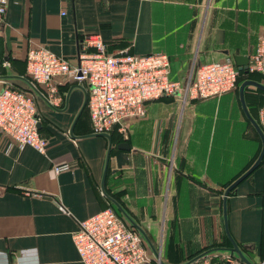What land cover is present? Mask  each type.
<instances>
[{"label": "crops", "instance_id": "0c3cea01", "mask_svg": "<svg viewBox=\"0 0 264 264\" xmlns=\"http://www.w3.org/2000/svg\"><path fill=\"white\" fill-rule=\"evenodd\" d=\"M263 25L264 0H7L0 73L23 78L26 53L35 47L74 66L83 37L98 35L108 51L165 54L169 79L184 88L199 65L248 61ZM2 81L28 86L18 78ZM260 82L264 86V78ZM238 87L217 99L182 101L179 93L147 103L126 139L108 134L102 189L108 143L92 134L87 110L80 113L82 89L58 81V107L34 95L45 153L20 148L0 133V264H82L72 235L103 210L123 218L115 204L142 230L148 254L162 264L229 252L223 193L260 151ZM259 96L253 87L243 90L256 124ZM120 144L128 150L118 149ZM61 165L69 169L56 173ZM224 210L228 234L243 258L261 264L264 156L227 194Z\"/></svg>", "mask_w": 264, "mask_h": 264}, {"label": "built area", "instance_id": "2783aa9c", "mask_svg": "<svg viewBox=\"0 0 264 264\" xmlns=\"http://www.w3.org/2000/svg\"><path fill=\"white\" fill-rule=\"evenodd\" d=\"M7 0H0V27ZM23 77L30 92H22L0 80V133L18 147L45 153L47 141L38 132L39 118L34 97L38 95L58 107V81L83 87L87 92L86 110L92 134L113 130L123 139L129 125L145 115L146 104L162 97L182 94V101L217 99L236 89L237 68L228 60L199 65L193 80L184 88L169 79V61L163 53L133 55L127 50L108 51L98 35L81 40L77 63L73 66L43 47L29 48ZM3 67H7L5 62ZM264 77V25L245 70ZM0 73V78H1ZM257 125L264 135V104L257 111ZM67 165L55 172L68 170ZM82 264H152L142 237L123 218L103 210L84 222L72 235ZM188 264H242L230 252L208 254ZM264 264V261L261 263Z\"/></svg>", "mask_w": 264, "mask_h": 264}, {"label": "water", "instance_id": "95a60500", "mask_svg": "<svg viewBox=\"0 0 264 264\" xmlns=\"http://www.w3.org/2000/svg\"><path fill=\"white\" fill-rule=\"evenodd\" d=\"M247 64H248V61L246 58H243V57H236L235 58V65H236V68L238 71H244L246 70V67H247ZM5 78H18V79H22L24 82H26V80L24 78H20V77H5V76H1L0 80L2 79H5ZM27 83V82H26ZM80 89H82V91L84 92V95H85V99H84V103H83V106H82V109L80 111V113L82 112V110L85 109L86 107V101H87V92L86 90L83 88V87H80V86H76ZM245 87H253L261 92L264 93V86L263 85H260L258 83H255V82H252V81H244L242 82L239 87H238V96H239V101H240V105H241V108H242V111L246 117V119L250 122V124L252 125L255 133L257 134L259 140H260V151H259V154L256 158V160L254 161V163L251 165V167L243 174L241 175L236 181H234L231 185H229L224 193H223V204H222V219H223V227H224V233H225V236L226 238L228 239V241L230 242V245H231V248L228 249V251L230 253H234L238 259H239V262L242 263V264H250L248 263L244 258L243 256L241 255L240 251L238 250V248L236 247V245L234 244V242L232 241V239L230 238L229 234H228V231H227V227H226V216H225V210H224V200L227 196V194L242 180L244 179L247 175H249L259 164L260 162L262 161V158L264 156V135L263 133L261 132L259 126L250 118V116L248 115L246 109H245V106H244V103H243V90ZM40 97L41 95L36 92ZM94 136H99V137H102V138H105L107 140V143H108V146H107V152H106V159H105V165H104V170H103V173H102V178H101V189H102V186H103V181H104V177H105V171H106V165H107V159H108V153H109V149H110V137L108 134H94ZM118 149H125V150H128V147L126 144H120L117 146ZM113 204H115L113 201H111ZM115 206L119 209V211H121L122 213V216H123V219L136 231L140 234V236L145 239V236L142 232V230L136 225L134 224L129 218L128 216L122 212V210L115 204ZM146 240V239H145ZM207 253H203L201 255H199L198 257H196L195 259H192L191 261L185 263V264H188L192 261H195V260H199L201 259L202 257H204ZM158 263L159 264H162L159 260H158Z\"/></svg>", "mask_w": 264, "mask_h": 264}, {"label": "trees", "instance_id": "16d2710c", "mask_svg": "<svg viewBox=\"0 0 264 264\" xmlns=\"http://www.w3.org/2000/svg\"><path fill=\"white\" fill-rule=\"evenodd\" d=\"M262 78H264V77L260 76L258 74H248V73H246L244 71H238V75H237V79H236V86H239L244 81H252V82L260 84L261 83L260 80ZM7 86H10V87H12L14 89L20 90L22 92H26L27 91V90H24L23 88L18 87V86H12V85H7ZM27 88L29 89V92H30L29 85L27 86ZM255 91L261 95V97L259 96V98H256V99H255V97L253 98V99H255V103L257 102V104H258L257 107H256L258 109V107H260L262 104H264V93L259 91V90H257V89H255ZM85 109H86V107H85ZM112 132H110L109 134H111ZM152 264H154V263H152Z\"/></svg>", "mask_w": 264, "mask_h": 264}, {"label": "rangeland", "instance_id": "374dc122", "mask_svg": "<svg viewBox=\"0 0 264 264\" xmlns=\"http://www.w3.org/2000/svg\"><path fill=\"white\" fill-rule=\"evenodd\" d=\"M25 90H27L26 92L29 93V89L27 88V86H26V89ZM33 97H34V95H33ZM154 264H156V262H154Z\"/></svg>", "mask_w": 264, "mask_h": 264}]
</instances>
